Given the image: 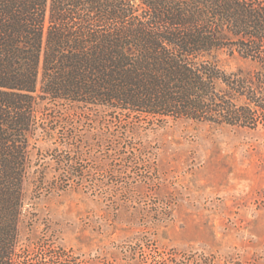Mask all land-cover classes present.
I'll list each match as a JSON object with an SVG mask.
<instances>
[{"label":"trees","instance_id":"obj_1","mask_svg":"<svg viewBox=\"0 0 264 264\" xmlns=\"http://www.w3.org/2000/svg\"><path fill=\"white\" fill-rule=\"evenodd\" d=\"M75 117L264 124V0H0V264H30L33 153Z\"/></svg>","mask_w":264,"mask_h":264},{"label":"rangeland","instance_id":"obj_2","mask_svg":"<svg viewBox=\"0 0 264 264\" xmlns=\"http://www.w3.org/2000/svg\"><path fill=\"white\" fill-rule=\"evenodd\" d=\"M221 57L228 70L248 65ZM56 127L29 169L28 263L264 264V124Z\"/></svg>","mask_w":264,"mask_h":264}]
</instances>
